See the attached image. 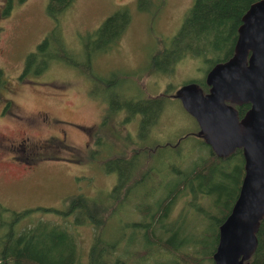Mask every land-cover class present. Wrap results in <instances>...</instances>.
<instances>
[{
  "label": "rangeland",
  "instance_id": "rangeland-1",
  "mask_svg": "<svg viewBox=\"0 0 264 264\" xmlns=\"http://www.w3.org/2000/svg\"><path fill=\"white\" fill-rule=\"evenodd\" d=\"M48 1L14 0L9 12L4 14L7 0H0V70L7 82L6 88L0 90V135L4 136L0 139V160L3 161L0 163V206L7 209L3 217L11 211L36 207L63 210L73 195L105 201L118 183V172L111 169L110 163L106 165V161L121 153L130 158L134 148L139 156L142 151L137 145L146 147L151 142L148 140L151 136L144 142L136 137L141 116L135 112L132 115L118 105L124 98L142 100L171 95L162 101L151 126V134L156 139L174 140L181 134L197 130V122L183 109L176 95L183 84L191 80L204 81L209 65L202 58L187 56L170 72L146 71L150 55L176 34L193 0H73L58 22L46 14ZM117 11L120 19L122 12H126V26L109 48H94L88 72L82 44L97 46L94 39L86 41L87 34ZM58 24L67 49L77 54L76 58L73 57L71 64L56 61L41 75L21 78L27 54L35 51ZM95 78L111 82L120 80L106 89ZM6 101L11 102V111L1 114ZM132 107L136 109L134 104ZM39 110L42 114L48 112V125L35 120L39 118ZM28 116L31 118H25ZM19 123L35 127L28 132L33 141L31 147L36 148L37 143L45 150L41 154L49 155L48 159L34 162L32 168L6 164L15 160L10 157L6 144L20 141L14 136L16 131L19 137ZM98 136L100 139L96 141ZM194 138H190V143ZM132 139H137V144ZM206 148L204 146V151ZM168 157L175 168L182 169L179 166L181 156L174 152ZM144 164L145 159L141 158L140 171L145 170ZM142 173L135 170L136 176ZM154 185H157L158 195H162L166 183L163 187L154 180L143 182L130 193L128 200L131 201L122 203L125 205L119 206L106 226L108 239L126 237L133 232L128 221H141L135 199ZM184 202L180 199L176 203L169 219L183 210ZM201 204L207 206V201L202 200ZM32 216L62 222L60 215L54 213ZM68 221L73 223L72 232L79 246L77 264H86L93 229L89 224L73 222L72 216Z\"/></svg>",
  "mask_w": 264,
  "mask_h": 264
},
{
  "label": "trees",
  "instance_id": "trees-1",
  "mask_svg": "<svg viewBox=\"0 0 264 264\" xmlns=\"http://www.w3.org/2000/svg\"><path fill=\"white\" fill-rule=\"evenodd\" d=\"M13 1L7 0L4 14L9 12ZM255 1L193 0L176 34L150 55L146 71L170 72L187 56L202 58L209 69L227 60L233 54L241 18ZM72 3L73 0H49L46 14L58 22ZM118 14L119 11L108 16L96 30L87 34L86 41L94 39L98 44H82L88 72L94 48H109L108 45L122 34L127 23L124 18L126 12H122V19ZM75 55L67 49L58 24L46 34L35 51L27 54L21 78L41 75L59 60L71 64ZM95 79L106 89L119 81ZM190 82L197 83L203 93L209 91L205 80L187 83ZM6 84L0 70V90L5 89ZM168 97L171 95L142 100L124 98L118 103L131 114L135 112L141 116L138 137L144 142L142 136L147 134V137L151 136L148 138L151 142L145 149H140L142 144L137 145L143 151L139 156L128 158L121 153L106 161V165L110 163L113 165L111 169L118 172V183L105 201L73 195L63 210L36 207L11 211L6 214L7 217L2 216L7 209L0 206V264H77L79 246L72 232L73 223L68 221L71 216L73 222L89 224L93 229L86 264H213L219 226L238 196L244 175L242 150L238 148L227 155H217L199 134L198 124L196 131L181 134L174 140L156 139L151 134V126L159 114L162 101ZM133 104L136 109H132ZM234 106L240 118L250 107L249 104ZM110 107L114 108L112 104ZM191 137H195L193 143H190ZM204 146H207V151H204ZM174 152L181 156L179 166L182 169L175 168L169 160L168 155ZM141 158L145 159L144 171L139 169ZM136 169L144 173L136 176ZM149 180L157 181L163 187L166 183L163 194L158 195L157 185L143 190L135 199L141 221H128L133 232L126 237L108 239L105 229L113 214L122 203L131 201L128 200L130 193L133 194L137 187ZM180 199L185 200L183 210L169 219ZM202 200L207 201V206L201 204ZM35 213H54L60 215L62 222L32 216ZM256 239V249L248 262L264 264V217L259 222Z\"/></svg>",
  "mask_w": 264,
  "mask_h": 264
},
{
  "label": "water",
  "instance_id": "water-1",
  "mask_svg": "<svg viewBox=\"0 0 264 264\" xmlns=\"http://www.w3.org/2000/svg\"><path fill=\"white\" fill-rule=\"evenodd\" d=\"M205 83L207 93L190 82L176 96L217 155L239 148L244 159L238 196L218 229L213 264H249L264 217V0L243 14L233 54L207 71ZM244 104L250 107L240 118L234 105Z\"/></svg>",
  "mask_w": 264,
  "mask_h": 264
},
{
  "label": "flooded vegetation",
  "instance_id": "flooded-vegetation-1",
  "mask_svg": "<svg viewBox=\"0 0 264 264\" xmlns=\"http://www.w3.org/2000/svg\"><path fill=\"white\" fill-rule=\"evenodd\" d=\"M115 42H117V41H115ZM115 42H113V43H115ZM11 108H12L11 102L6 101L4 104H2L1 114H3L5 111H11ZM37 113L39 115L38 116L39 118L35 119V120L42 121V123H45L46 125H48L47 123H50V116H49L48 112L42 114V112L39 110ZM25 118L30 119L31 117L28 116ZM17 128L20 129L19 137L16 135V131L14 133V136L19 138L20 141L15 142V140H14V141H11L10 143L6 144L7 145L6 147L8 148V151L11 154L10 157L15 158V160L7 161L6 164H9V165H12L14 167L21 168V169H27V168H32L33 164L35 165L34 162H37V161L43 160V159H48L49 155H42L41 153H43L45 150L43 151L40 146H37V143H35V146H34L36 148L31 147V142H33V141H31L30 136H28V132H30L32 130V128H35V127H32L28 124L19 123L17 125ZM138 131H139V129H138ZM61 135L64 138L65 132L63 131L61 133ZM138 135L139 134L137 132L136 137H138ZM2 137H4V136L0 135V139H2ZM146 137H147V134L142 136V138H144V139H146ZM99 139H100V136L97 137L96 141H99ZM132 140L134 141V143L137 142V139H135V140L132 139ZM140 149H145V147H142ZM138 152L139 151L136 148H134L132 150L131 157L133 155H136V153H138ZM1 156L2 155L0 153V157ZM2 162L3 161L0 160V163H2Z\"/></svg>",
  "mask_w": 264,
  "mask_h": 264
}]
</instances>
